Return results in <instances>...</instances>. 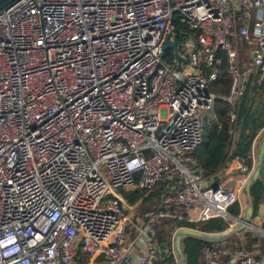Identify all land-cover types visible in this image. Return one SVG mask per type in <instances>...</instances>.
I'll return each instance as SVG.
<instances>
[{"label": "built area", "instance_id": "obj_1", "mask_svg": "<svg viewBox=\"0 0 264 264\" xmlns=\"http://www.w3.org/2000/svg\"><path fill=\"white\" fill-rule=\"evenodd\" d=\"M176 21L195 41L185 58L164 51ZM224 58L231 86L218 96ZM254 72L261 84L264 0H16L1 11L0 264H156V225L174 207L195 223L236 220L248 178L209 186L192 154L216 100L237 119ZM157 184L154 209L121 194ZM204 257L264 264L220 243Z\"/></svg>", "mask_w": 264, "mask_h": 264}, {"label": "trees", "instance_id": "obj_2", "mask_svg": "<svg viewBox=\"0 0 264 264\" xmlns=\"http://www.w3.org/2000/svg\"><path fill=\"white\" fill-rule=\"evenodd\" d=\"M185 30H187L186 26L180 24L179 21L174 23L173 31L177 33L176 42L178 46L185 41L183 36L180 35L181 31ZM250 49L249 43L245 41L240 43L243 69L249 61L246 57ZM166 54L170 56V50ZM258 75L259 73L251 75L246 83L244 97L237 108L238 116L236 120H232L230 117L233 106L222 100H216L213 109V120H206L204 127L203 140L200 145L204 147L203 151L197 152L200 146L194 151L199 167L204 170L206 176L215 173L226 160L237 157L245 159L248 167H251L252 144L260 131L264 129V81L258 84ZM230 86L231 80L224 58L218 80L211 84L209 91L218 96H225L229 93ZM232 129L235 131V135L231 132ZM165 191V184H157L152 190H122L121 194L136 211L143 212L156 208ZM250 197L254 207L253 218H255L259 213L260 202L264 198V184L260 180L252 186ZM171 212V217L158 220L156 225L158 231L155 238L158 245L156 264H180L174 245L175 236L179 230L188 228L207 234H222L228 231L232 224L230 220L223 218L195 223L190 221L194 216L184 209L174 207ZM229 213L233 217H240L244 213L239 201L230 208ZM134 235L135 231H130V237L132 238ZM245 236L247 237L246 241L237 239V242H232V236L220 244L231 242L229 246L227 245L228 247L234 250L244 248L248 253L252 254L254 251L253 245L259 243L260 254L263 255L264 241L253 238L250 232L246 233ZM212 244L194 237H185L182 240V249L187 263L195 264L196 259L203 260L206 248Z\"/></svg>", "mask_w": 264, "mask_h": 264}, {"label": "crops", "instance_id": "obj_3", "mask_svg": "<svg viewBox=\"0 0 264 264\" xmlns=\"http://www.w3.org/2000/svg\"><path fill=\"white\" fill-rule=\"evenodd\" d=\"M195 43V41L192 39V45ZM240 49V46H239ZM250 50H248L247 53V59L249 60L250 57ZM240 57H241V51H240ZM247 68V65H245L244 69ZM251 75H257V72H254ZM248 77V81L250 79V76ZM208 114L213 115V111L207 112L205 116ZM263 131H260V133L257 135L256 139L254 140L252 144V150H251V159H252V165L249 168L245 159L241 157H237L235 159H228L226 162H224L218 170H216L215 173L206 176L205 172L203 169L200 168L202 171L203 176L207 179V183L209 186H218V185H223V186H228V187H233L236 190H238L239 185L244 181V179H247L251 176L252 172L255 170L256 165H257V160H256V154L258 151V147L261 142V136L263 134ZM244 166H247L250 169V173H244L242 172V168ZM241 194V191L239 193V196ZM231 227V225H230ZM251 227L253 229L251 230H244L243 232H240L239 234H236L233 236V241L232 242H237V239H241L243 241H246L247 237L245 236L246 233L250 232L253 235V238L258 239L259 241L263 240L264 241V198L260 202V209L258 215L253 218L252 225ZM232 228V227H231ZM131 241V239H130ZM130 241H128L130 243ZM231 243V242H229ZM228 242L225 243V245L229 246ZM222 244V246H225ZM253 255H261L260 250H259V243H256L253 245ZM138 254V249L133 250V255L136 256Z\"/></svg>", "mask_w": 264, "mask_h": 264}, {"label": "water", "instance_id": "obj_4", "mask_svg": "<svg viewBox=\"0 0 264 264\" xmlns=\"http://www.w3.org/2000/svg\"><path fill=\"white\" fill-rule=\"evenodd\" d=\"M15 1L16 0H0V12L3 11L12 3H14ZM169 48H174L175 50H178V44L171 42L170 35H168L165 40L164 51H167ZM260 140L261 142L256 154V160H257L256 168L252 172L251 176L248 178L243 189L244 193L248 197L247 210L245 212L244 217L237 218L236 224L238 225L230 228L228 231L222 234H207L200 232L198 230L188 229V228H183L179 230L175 236L174 245L180 264H188L182 249V240L185 237H194L211 243H221L227 240L228 238L236 234H239L241 231L245 230L246 228L251 227L252 225L251 220L254 214V207L250 197V190L258 180H260L264 184V131Z\"/></svg>", "mask_w": 264, "mask_h": 264}, {"label": "rangeland", "instance_id": "obj_5", "mask_svg": "<svg viewBox=\"0 0 264 264\" xmlns=\"http://www.w3.org/2000/svg\"><path fill=\"white\" fill-rule=\"evenodd\" d=\"M192 47H193V45H192V34H190L189 35V37H187L186 39H185V41L183 42V43H181L180 44V46H179V49H180V55H182L184 58L187 56V54L192 50ZM170 55L174 58L175 57V53H174V51L173 50H170ZM213 111V110H212ZM211 112V111H210ZM213 120V115L212 114H208L207 116H206V120ZM203 146H200L199 148H198V151L197 152H202L203 151ZM193 156H194V153L192 154ZM239 202H240V204H241V206H242V210L244 211V213L239 217V218H241V217H244V215H245V212H246V210H247V204H248V197H247V195L244 193V190H242L241 191V194H240V196H239ZM238 218V217H237ZM231 222H232V224H231V227L233 226H237L238 224H236V220H230ZM252 221H253V218H252V220H251V223H252ZM230 227V228H231ZM229 228V229H230ZM251 229H253L252 227H248V228H246L245 230H251ZM244 231V230H243ZM243 231H241V232H243ZM132 234V233H131ZM175 234V233H174ZM192 246V245H191ZM185 251H186V249H185ZM203 261H204V264H206V261H205V258H204V256H203V260H200V259H196V261H195V264H203Z\"/></svg>", "mask_w": 264, "mask_h": 264}]
</instances>
